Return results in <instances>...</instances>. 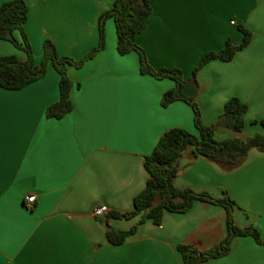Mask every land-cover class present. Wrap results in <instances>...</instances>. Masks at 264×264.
Here are the masks:
<instances>
[{"label":"crops","instance_id":"crops-1","mask_svg":"<svg viewBox=\"0 0 264 264\" xmlns=\"http://www.w3.org/2000/svg\"><path fill=\"white\" fill-rule=\"evenodd\" d=\"M115 1L26 0L35 63L41 64L47 39L61 57H86L99 44L100 16ZM149 1L153 13L137 43L152 67L183 71V93L197 103L206 125H217L233 97L249 106L242 132L220 126L217 139L263 134L257 121L264 119V0ZM240 26L252 33L250 44L231 61L205 64L194 80L203 55L227 41L242 43ZM117 45L109 19L105 49L81 68H68L74 109L62 119L47 117L60 98V75L52 65L22 89L0 86V264H184L179 245L206 251L226 238L227 210L206 202L185 213L166 212L160 225L147 220L120 245L107 232L124 230L125 219L94 216L102 205L111 212L134 209L149 179L145 160L169 130L197 134L189 103L163 105L175 81L142 74L138 53L120 55ZM8 55L27 59L2 40L0 57ZM193 150L183 152L174 185L217 199L229 196L235 224L258 229L263 240L236 237L227 255L203 264H264V152L250 150L232 169Z\"/></svg>","mask_w":264,"mask_h":264},{"label":"trees","instance_id":"trees-1","mask_svg":"<svg viewBox=\"0 0 264 264\" xmlns=\"http://www.w3.org/2000/svg\"><path fill=\"white\" fill-rule=\"evenodd\" d=\"M153 8L149 0H116L113 7L104 12L99 18L100 41L86 57L75 60L70 57H61L53 41L44 42V55L40 65L35 63L34 52L30 39L25 30L29 18V6L26 0H0V41H9L27 54L25 61L14 55L0 57V86L5 89L17 90L41 79L47 74L49 66H53L60 75V98L47 109V117L62 119L74 109L72 101L73 82L68 68H81L85 62L93 59L106 46V24L113 19L116 25L120 55L136 52L140 58L142 74H149L157 79L170 78L176 86L168 91L163 100L167 106L175 101L182 100L189 103L195 113L197 134L183 128L169 130L158 142L153 153L145 160V168L149 173L145 189L134 199V209L130 212H110L108 216L114 219L131 220L140 217L138 224L129 230L111 228L107 232L109 241L120 245L135 235L140 225L147 220L160 225L166 212L185 213L195 202H206L223 206L227 210L228 234L223 242L206 251L194 246L181 244L178 247L184 264H203L211 259L223 257L231 250V244L236 237L253 236L262 243L261 234L254 227L239 228L233 218L235 202L229 197L214 198L209 193H197L190 188L180 189L174 185V179L179 171V161L188 147H193L197 156H204L216 162L235 169L241 166L250 150L256 148L264 152V133L255 134L247 139L239 137L226 140L216 138L218 127H228L236 132H242L245 126V116L249 106L238 97L231 98L224 107L217 125L209 126L203 122L202 114L197 103L187 97L183 90L186 85L183 71L179 68H161L156 70L148 61L145 50L137 43V36L148 26ZM244 39L240 45L227 41L225 47L217 52L203 55L196 66L193 79H197L201 68L212 60L231 61L235 54L246 48L252 39V33L240 26ZM19 34L21 40L17 38ZM264 127V119L257 121Z\"/></svg>","mask_w":264,"mask_h":264},{"label":"built area","instance_id":"built-area-1","mask_svg":"<svg viewBox=\"0 0 264 264\" xmlns=\"http://www.w3.org/2000/svg\"><path fill=\"white\" fill-rule=\"evenodd\" d=\"M27 202L30 204L35 203L36 197L34 195L29 196L26 198ZM111 212L110 208L107 205H102L100 207H97L94 210V216L95 217H105Z\"/></svg>","mask_w":264,"mask_h":264},{"label":"rangeland","instance_id":"rangeland-1","mask_svg":"<svg viewBox=\"0 0 264 264\" xmlns=\"http://www.w3.org/2000/svg\"><path fill=\"white\" fill-rule=\"evenodd\" d=\"M19 39L21 40V37H20V35H19ZM42 60H43V58H42ZM139 222V221H138ZM138 222H137V220H135V219H131V220H125V221H123L122 223V225H123V227L122 228H124V230H129V229H131L133 226H135L136 224H138Z\"/></svg>","mask_w":264,"mask_h":264}]
</instances>
